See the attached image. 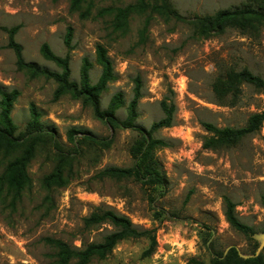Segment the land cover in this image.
I'll return each instance as SVG.
<instances>
[{
    "label": "rangeland",
    "instance_id": "374dc122",
    "mask_svg": "<svg viewBox=\"0 0 264 264\" xmlns=\"http://www.w3.org/2000/svg\"><path fill=\"white\" fill-rule=\"evenodd\" d=\"M139 2L79 0L73 7L74 0H0V90L18 92L10 113L15 136L25 131L33 108L44 129L54 134L65 160L59 162V154L43 138L26 168L28 181L20 194L1 183L0 264H58L56 250L45 239L62 241L75 250L100 242L112 228H85L83 221L97 208L127 217L139 230L152 231L156 248L144 257L146 238L125 240L105 260L93 259L89 264H191V260L206 264L212 252L232 246L248 256L264 239V123L236 145L215 149L204 147L212 134L203 127L243 128L252 114L263 110L264 92L250 85L225 94H218L215 87L226 74L242 69L264 79V27L252 34L227 30L202 39L188 24L153 13L152 3L145 0V8L128 18L125 32L116 31L108 10ZM250 3L171 0L169 4L180 16L192 18ZM11 28H17L14 40L26 63L59 72L39 53L46 44L56 56L69 57L74 82L86 60L91 64L90 82L96 83L100 67L95 51L102 46L116 80L102 93L100 107L106 109L110 99L121 94L124 106L116 112L119 120L126 117L136 79L142 94L136 108L138 126L148 130L162 118L161 102L175 107L174 125L154 135L166 144L154 152L165 177L164 188L98 177L106 167L132 166L136 133L105 125L69 96L55 100L52 81L19 71L3 30ZM68 29L70 48L64 44ZM70 130L80 132L73 143L67 138ZM23 148L20 141L11 153L0 152V178ZM57 165L61 181L52 177ZM224 197L236 206L239 221L252 228L249 237L226 223ZM260 254L264 260V248Z\"/></svg>",
    "mask_w": 264,
    "mask_h": 264
},
{
    "label": "trees",
    "instance_id": "16d2710c",
    "mask_svg": "<svg viewBox=\"0 0 264 264\" xmlns=\"http://www.w3.org/2000/svg\"><path fill=\"white\" fill-rule=\"evenodd\" d=\"M145 0H140L137 6H127L123 9H109L108 12L114 16V29L125 32L127 29V20L130 15L138 13L145 8ZM152 3L150 6L153 13L172 17L176 21L188 24L194 33L202 38L208 39L213 36L221 35L227 30H236L242 34H252L258 32L264 27V0H251L250 4L239 8L220 10L211 16L184 18L180 16L170 6L171 0H147ZM79 0H74L72 6H76ZM7 34V48L13 51L16 59V67L23 71L30 78L42 77L52 81L56 88L53 97L55 100L69 96L78 101L83 107L90 108L95 119L105 125L114 128L129 130L137 135V139L131 149L132 166L129 168L106 167L100 171L98 177L114 182L134 180L143 187H160L165 186V177L161 171V165L156 159L154 152L166 146V144L154 135L162 129L171 128L175 121V107L166 102L160 103L162 118L152 123L148 130H145L136 124L137 104L142 98L139 80H135L133 88V97L130 101L126 117L119 120L116 112L124 106L122 95L117 93L109 101L106 109L100 107V97L106 90L107 85L116 80L112 63L107 56L106 51L100 45L96 46L95 61L100 67V75L96 83L91 84L89 71L91 64L86 60L83 61L79 72L78 82L70 80L69 57L56 56L46 44H43L39 50L41 57L53 63L59 72H51L47 69L39 68L35 64L26 63L22 57V48L14 40L17 28L3 29ZM71 29L67 30L64 44L70 48ZM247 84L264 92V79L251 74L248 70L242 69L238 72H229L223 81L218 82L215 87L218 94H225L237 90L238 86ZM18 96L17 91L7 92L0 90V152L9 154L15 150L17 144L23 141L24 148L20 155L14 160L8 162L3 176L0 178L1 183H6L9 190L14 191L16 195L20 194L26 185L28 178L26 168L33 158L35 147L46 138L52 148L59 154V162H64L62 149L54 141V134L44 129L40 123V115L31 108L30 121L25 131L15 136L16 128L10 118L13 104ZM264 123V108L260 113L252 114L243 128H216L209 124H204V129L212 138L204 142L207 149L217 147H232L236 145L245 136L257 133ZM80 132L70 130L67 138L73 143L74 137ZM74 154L78 153L75 146ZM69 156L68 154L66 155ZM68 159V158H67ZM53 178L62 180L60 165H57L53 173ZM264 206V199H263ZM224 211L223 216L226 223L231 229L239 234L249 237L253 234L252 228L241 223L236 215V206L226 197L223 198ZM85 228L94 226L108 225L112 229L105 234L98 243L85 245L81 250L70 248L66 243L59 240L45 239L44 241L56 250L58 264H89L91 260H105L112 252L114 247L125 240H137L146 238L149 241L147 249L143 252L144 257L153 254L156 248V241L152 231L139 230L135 228L130 220L120 214L108 209H95L84 220ZM255 250L247 258H243L236 247H229L226 251L220 253H211V260L206 264H264L261 256L255 255L259 244H254ZM191 264H205L196 260H191Z\"/></svg>",
    "mask_w": 264,
    "mask_h": 264
},
{
    "label": "water",
    "instance_id": "95a60500",
    "mask_svg": "<svg viewBox=\"0 0 264 264\" xmlns=\"http://www.w3.org/2000/svg\"><path fill=\"white\" fill-rule=\"evenodd\" d=\"M263 248H264V239H262V240L260 241V244H259V246H258V248H257V250H256L255 255H259ZM242 257H243V258H247L248 256H242Z\"/></svg>",
    "mask_w": 264,
    "mask_h": 264
}]
</instances>
